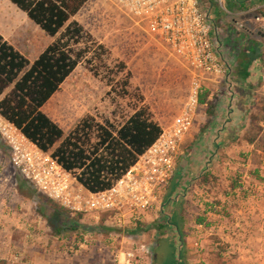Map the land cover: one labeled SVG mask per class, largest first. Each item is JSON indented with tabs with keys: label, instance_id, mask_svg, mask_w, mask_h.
<instances>
[{
	"label": "rangeland",
	"instance_id": "374dc122",
	"mask_svg": "<svg viewBox=\"0 0 264 264\" xmlns=\"http://www.w3.org/2000/svg\"><path fill=\"white\" fill-rule=\"evenodd\" d=\"M262 1L224 0L223 7L212 1L205 9L223 61L240 62L248 72L244 82L252 91L247 107L248 123L241 139L233 145L237 143L242 149L252 143L260 151V155L251 158L250 163L256 166L264 154V36L258 34L264 33V12L256 9ZM2 2L0 10L5 7ZM2 11V38L31 63L44 45L54 39L32 24L27 25V19L16 8ZM73 21L84 32L81 43L74 47L77 52L83 51L82 59L46 104L47 115L66 134L86 117L100 125L109 122L117 126L135 109L145 107L161 129H166L186 101L191 74L185 65L159 40L135 25L112 0H90ZM232 83L239 85L235 80ZM206 92L203 88L200 97L205 99ZM223 95L215 93L213 100ZM202 109L206 113V108L199 106L196 116ZM240 154L237 160L226 157L219 161L195 189L185 191L186 199L180 200L175 194L173 200H159L138 226L115 227L103 215H80L76 220L85 228H92L94 232L90 233L69 231L63 223L58 240L70 247L64 261L68 264L127 261L131 264H264L263 219L257 211L255 215L248 213L254 204L251 199L255 200L260 192H254L248 182L245 171L248 160L245 153ZM1 200L3 216L8 217L13 212L8 206L10 202L20 213V200H27L22 211L28 212L31 219L37 213L46 216L41 218L43 236L48 245L56 241L53 231L58 223L52 214L60 206L23 182L10 163L6 143L0 139ZM68 216L76 219L74 214ZM22 230L13 235L15 250L21 251L35 243ZM31 230L27 229L29 234ZM134 230L137 231L133 233ZM25 256L14 254L12 261L31 264L28 255Z\"/></svg>",
	"mask_w": 264,
	"mask_h": 264
},
{
	"label": "trees",
	"instance_id": "16d2710c",
	"mask_svg": "<svg viewBox=\"0 0 264 264\" xmlns=\"http://www.w3.org/2000/svg\"><path fill=\"white\" fill-rule=\"evenodd\" d=\"M7 1L54 40L30 63L0 35V116L86 191L109 189L157 140L161 126L147 108L140 107L117 126L86 117L65 134L44 108L82 59L83 51L74 47L84 32L73 19L90 0ZM202 103L204 98L199 97ZM52 215L58 223L56 236L62 233L63 223L69 231L94 232L62 208H54Z\"/></svg>",
	"mask_w": 264,
	"mask_h": 264
},
{
	"label": "built area",
	"instance_id": "2783aa9c",
	"mask_svg": "<svg viewBox=\"0 0 264 264\" xmlns=\"http://www.w3.org/2000/svg\"><path fill=\"white\" fill-rule=\"evenodd\" d=\"M112 1L189 70L190 84L180 113L109 189L97 193L86 191L1 116L0 139L6 143L10 163L23 182L55 201L68 214L103 215L115 227H135L155 209L173 176L177 150L192 127L204 78L228 81V67L213 47L210 15L205 11L207 3L213 1L223 7L224 0ZM256 9L264 12V0ZM258 34L264 36L263 32Z\"/></svg>",
	"mask_w": 264,
	"mask_h": 264
},
{
	"label": "crops",
	"instance_id": "0c3cea01",
	"mask_svg": "<svg viewBox=\"0 0 264 264\" xmlns=\"http://www.w3.org/2000/svg\"><path fill=\"white\" fill-rule=\"evenodd\" d=\"M2 1V5L5 7L1 6L2 9L0 12H3L2 10L4 9V12L12 11L13 8H15L7 0ZM9 4L11 6H9ZM20 13L27 19L25 14L22 12ZM26 22L27 25L32 24L28 19ZM34 27L37 28L36 26ZM0 35L2 36L1 32ZM211 41L213 47L217 49V44L212 34ZM50 43L51 42L46 43L44 45L45 48ZM16 51L20 53L19 50ZM227 67V83L209 77L204 78L203 88L207 91L206 93H208V95L204 99V103L199 104V106L201 108L205 107L206 113L203 109L202 111H204V113L199 110L197 116L194 118L190 131L179 144L175 157L173 176L161 195L160 200H173L172 198L175 194H177L180 200L186 199L187 195H185V191L195 189L204 175L208 173V171L214 169L219 161L226 157H229L230 160H237L242 155L240 153H245L244 156L247 157L248 160L245 167L247 180L253 187L254 192H260L259 194L256 193L258 196H255V200L251 199L254 204L248 213L255 215L257 211V213L261 214L263 219L262 233L264 235V154L262 153L261 155L263 156L262 162L258 163V166H256L250 163L252 161L251 158L254 157L255 154L260 155V151L254 149L252 143L247 144L242 148L243 150L240 147L238 148L236 145L237 143L233 145L241 139L246 131L248 123L249 111L247 107L248 103L251 101L250 94L252 93L251 86L244 85V82H246L245 79L248 78V72L242 67V64L237 61L230 62V64H227ZM233 80H235L236 83L238 82L239 85H233ZM215 93L219 95L221 93L226 96L223 95V97H220V99L216 101L213 100V95ZM230 164L232 166L233 163L231 162ZM258 182L261 183L259 184ZM183 193L185 198L182 195ZM26 201L27 200H20L18 204V206H20V213L15 211L17 207L13 206L12 202H8V206L13 209V212L10 214L11 218L8 217L9 215L3 216L5 213L4 209H2L3 200L0 201V218L2 219H0V262L4 261V263L0 264H15L12 261L13 255H20V253L22 256L24 255V257L28 255L27 259L29 260L27 261L31 264H68L69 262L67 263L65 261L67 260V254L70 252V247H67L63 240H58L59 237L54 234L53 237H56V241H51L50 245H48L49 243L45 240L46 236H43L44 223L41 220L42 217L45 219L46 216L37 213V215L31 219L28 212L22 211L23 207H27L28 201ZM23 228L24 230H22ZM28 228H32L31 234L28 233ZM20 229L25 232L27 235L26 237L31 238L35 242L31 246H24V249L21 251L15 250L13 236ZM37 257L42 261H36L35 258ZM46 260H48V262Z\"/></svg>",
	"mask_w": 264,
	"mask_h": 264
}]
</instances>
